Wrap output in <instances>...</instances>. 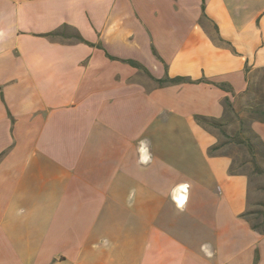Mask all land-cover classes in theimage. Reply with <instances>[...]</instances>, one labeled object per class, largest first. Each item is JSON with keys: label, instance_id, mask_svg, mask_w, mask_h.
Wrapping results in <instances>:
<instances>
[{"label": "crops", "instance_id": "crops-1", "mask_svg": "<svg viewBox=\"0 0 264 264\" xmlns=\"http://www.w3.org/2000/svg\"><path fill=\"white\" fill-rule=\"evenodd\" d=\"M226 99L264 144V0H0V264H264Z\"/></svg>", "mask_w": 264, "mask_h": 264}, {"label": "trees", "instance_id": "trees-1", "mask_svg": "<svg viewBox=\"0 0 264 264\" xmlns=\"http://www.w3.org/2000/svg\"><path fill=\"white\" fill-rule=\"evenodd\" d=\"M77 38L81 39L78 35H77ZM133 64H135L136 66L141 68L140 65H138L136 63H133ZM180 80H181V78H176L172 81L170 80V82H178ZM167 81H169V80H167V79L161 80V83L167 82ZM220 86L223 87V85H220ZM225 109H226V114H235L236 118H238L240 120L241 129L239 130L240 131L239 133H245L244 138H242V137L240 138L239 135L235 136L231 132L229 134L227 132V130L224 128V125H225L224 123L210 119L211 125L216 127L218 129L219 133L229 143L231 142V143H234L236 145H239V146L242 145V146H245L246 148H248L250 155H251L250 162L253 165L254 173L263 174L264 170L259 166V164L257 162V155H256L255 148H256V146H258V147L264 149V144L252 132V130L250 129L249 124L246 122V120L243 119L242 117H238V114L236 112H234V108H233L232 104L230 102H228L227 99L225 100ZM248 115H252L251 118L253 120L257 119V120L264 121V105L252 107L251 109L248 110ZM203 120H205V119H203ZM220 146L221 145L218 144L217 146H214L213 149L220 148ZM243 216L250 223V226L253 230L257 231L260 234H264V203H263V209L262 210L251 211L248 209L243 214Z\"/></svg>", "mask_w": 264, "mask_h": 264}, {"label": "rangeland", "instance_id": "rangeland-1", "mask_svg": "<svg viewBox=\"0 0 264 264\" xmlns=\"http://www.w3.org/2000/svg\"><path fill=\"white\" fill-rule=\"evenodd\" d=\"M229 117H233L232 114L229 115ZM240 120L237 119L235 124L230 121L226 122L225 125H229L230 128L233 127V129L240 130ZM224 125V126H225ZM230 131V130H229ZM240 132V131H239ZM233 133V132H232ZM244 134H241V137L244 138ZM225 143V150L228 153H231L235 155L236 160L240 161L241 170L245 171H252L251 173V195H250V208L251 211H257L263 209V203H264V173L258 174L254 173L253 165L250 162L251 155L249 154L247 148L242 145H235L234 143H229L226 139L224 140ZM256 155H257V162L259 166L264 170V149L256 146L255 148Z\"/></svg>", "mask_w": 264, "mask_h": 264}, {"label": "bare ground", "instance_id": "bare-ground-1", "mask_svg": "<svg viewBox=\"0 0 264 264\" xmlns=\"http://www.w3.org/2000/svg\"><path fill=\"white\" fill-rule=\"evenodd\" d=\"M183 188V187H182Z\"/></svg>", "mask_w": 264, "mask_h": 264}]
</instances>
